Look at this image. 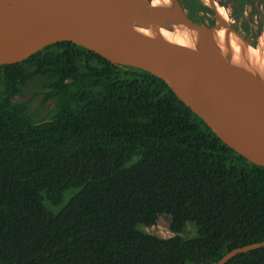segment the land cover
Listing matches in <instances>:
<instances>
[{
    "label": "trees",
    "instance_id": "obj_1",
    "mask_svg": "<svg viewBox=\"0 0 264 264\" xmlns=\"http://www.w3.org/2000/svg\"><path fill=\"white\" fill-rule=\"evenodd\" d=\"M26 90L53 107L37 117ZM162 218L172 236L142 228ZM263 240L264 166L161 78L71 41L0 65V264H213Z\"/></svg>",
    "mask_w": 264,
    "mask_h": 264
},
{
    "label": "water",
    "instance_id": "obj_2",
    "mask_svg": "<svg viewBox=\"0 0 264 264\" xmlns=\"http://www.w3.org/2000/svg\"><path fill=\"white\" fill-rule=\"evenodd\" d=\"M39 1L41 11L30 17L0 7V65L22 61L52 43L74 42L113 63L161 78L222 141L248 161L264 166V78L251 76L211 52L141 34L126 12L125 0ZM144 4L149 3L140 0L139 8L159 17L161 25L164 13L173 8L183 12L182 24L217 25L190 19L177 0L156 12ZM224 25L235 30L229 23ZM261 247L264 240L238 246L213 264H225L241 252Z\"/></svg>",
    "mask_w": 264,
    "mask_h": 264
},
{
    "label": "bare ground",
    "instance_id": "obj_3",
    "mask_svg": "<svg viewBox=\"0 0 264 264\" xmlns=\"http://www.w3.org/2000/svg\"><path fill=\"white\" fill-rule=\"evenodd\" d=\"M157 1L159 0H154L147 5L154 12L158 10ZM139 2L140 0H125V8L129 18L133 21L134 28L141 34L211 52L251 76L264 78V49H254L243 37L229 29L222 28L229 19L223 24L218 21L216 28L188 26L180 23L186 20L183 12L178 8H173L166 11L163 20H161V22H168L169 26H162L159 17L149 16L143 12L142 8H139ZM0 7L9 10H21L30 17L41 11V2L39 0H0ZM216 10L218 15V7ZM225 16L229 18L228 12ZM139 19L140 24L137 23Z\"/></svg>",
    "mask_w": 264,
    "mask_h": 264
},
{
    "label": "rangeland",
    "instance_id": "obj_4",
    "mask_svg": "<svg viewBox=\"0 0 264 264\" xmlns=\"http://www.w3.org/2000/svg\"><path fill=\"white\" fill-rule=\"evenodd\" d=\"M153 1L154 0H147L148 3H152ZM201 1L203 3V0H201ZM263 2H264V0H263ZM256 4H257L256 8L251 12V16L249 17L251 20L252 19H257L259 21V25H261L256 30V32H254L251 35H247V38L245 39V37H243V35L241 33H239L238 31H234L233 29H230V28H228L226 26H223L222 28L227 29V30L229 29V30L235 32L237 35L243 37L247 41V43L250 46H252V48H254V49L256 48V49L260 50V49H264V3L261 4L260 1H259ZM147 5H149V4H144V7L149 8ZM173 5H174V0H159V1H157L158 10L168 9V8H170ZM179 5H180V3H179ZM218 6L222 7L221 4H218ZM181 8H182V6H181ZM225 9H226V11H224L225 15H227V12H228V15H229V18H228V16H225V22H227L228 19H229V21H228V23H229V22H231L230 19L233 18L230 15L231 8L228 7L227 5H224L223 10H225ZM248 12H249V7H248ZM215 18H216V20H218L217 16H215ZM162 26H169V23L168 22H165V23L162 22ZM252 43H254V44H252ZM16 99L20 100V101L30 100L31 107L34 109V111L36 113H38L37 117H42L45 113H47V111H49L53 107V104H54V101L52 99H50V100H48L46 102V104L44 106H42L41 105V95H35L30 90H26L23 93L19 94L16 97ZM69 193H71V192L69 191V192L66 193V195L64 197V200L62 201V203L60 205L53 206V205H51L50 203H48L46 201H45V204L48 206V208L50 210L56 212L67 201V199L69 197ZM142 228L145 231L149 232V233L156 234V235H159V236H162V237H169V236L173 235V232L168 227L167 220L164 219V218L158 220L157 223L154 224V225L142 226ZM194 233H195V229L193 227H191V226H188L183 234L186 235V236H191Z\"/></svg>",
    "mask_w": 264,
    "mask_h": 264
},
{
    "label": "flooded vegetation",
    "instance_id": "obj_5",
    "mask_svg": "<svg viewBox=\"0 0 264 264\" xmlns=\"http://www.w3.org/2000/svg\"><path fill=\"white\" fill-rule=\"evenodd\" d=\"M197 2L203 4L202 9H193L192 2L190 0H177L178 3L185 10L187 16L193 14L194 18H198L200 23L206 24L208 26H213L220 21L222 24L225 22V15L223 12L224 5H227L231 8L230 15L231 22L229 24L239 33L247 38V35H251L261 26L257 19H250L251 12L256 8L257 2L260 1L263 4V0H243V4H240V0H196ZM218 4H221L222 7H219ZM217 5V6H216ZM217 7L219 14L217 15ZM249 7V12H248ZM217 16V19L215 18ZM249 40V39H248Z\"/></svg>",
    "mask_w": 264,
    "mask_h": 264
}]
</instances>
